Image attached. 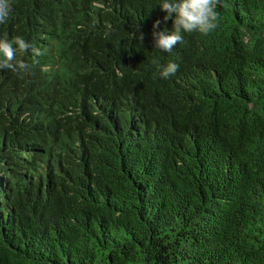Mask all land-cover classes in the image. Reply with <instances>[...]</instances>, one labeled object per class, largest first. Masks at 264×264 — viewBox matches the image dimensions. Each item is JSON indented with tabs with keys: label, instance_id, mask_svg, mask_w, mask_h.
Here are the masks:
<instances>
[{
	"label": "trees",
	"instance_id": "obj_1",
	"mask_svg": "<svg viewBox=\"0 0 264 264\" xmlns=\"http://www.w3.org/2000/svg\"><path fill=\"white\" fill-rule=\"evenodd\" d=\"M159 3L11 0L44 54L0 69V264H264V0L170 52Z\"/></svg>",
	"mask_w": 264,
	"mask_h": 264
},
{
	"label": "clouds",
	"instance_id": "obj_2",
	"mask_svg": "<svg viewBox=\"0 0 264 264\" xmlns=\"http://www.w3.org/2000/svg\"><path fill=\"white\" fill-rule=\"evenodd\" d=\"M219 0H160L158 4L161 11L166 13L162 20L157 19L152 26L153 47L162 52H170L178 43L184 42L183 33L198 32L208 35L214 31L219 24V13L216 11ZM13 11L11 0H0V24H5ZM172 21V29L165 26L160 28L161 23L165 25ZM111 31V25H108ZM107 34V33H106ZM143 43L144 33L141 31L138 37ZM31 50L33 58L32 64L17 58L25 55ZM44 53L22 36H13L11 39L7 35L0 38V69H10L18 74H27L31 68L38 64L37 57ZM162 78L168 79L174 76L179 70V65L169 62L166 65H157Z\"/></svg>",
	"mask_w": 264,
	"mask_h": 264
}]
</instances>
